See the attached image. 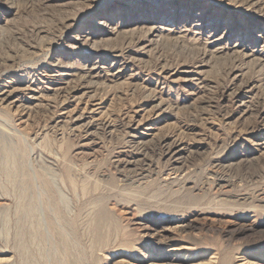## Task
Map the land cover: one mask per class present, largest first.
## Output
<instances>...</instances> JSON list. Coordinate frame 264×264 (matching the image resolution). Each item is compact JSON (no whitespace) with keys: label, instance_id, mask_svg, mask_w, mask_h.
I'll return each mask as SVG.
<instances>
[{"label":"rangeland","instance_id":"374dc122","mask_svg":"<svg viewBox=\"0 0 264 264\" xmlns=\"http://www.w3.org/2000/svg\"><path fill=\"white\" fill-rule=\"evenodd\" d=\"M257 1L0 0V264H264Z\"/></svg>","mask_w":264,"mask_h":264},{"label":"bare ground","instance_id":"6f19581e","mask_svg":"<svg viewBox=\"0 0 264 264\" xmlns=\"http://www.w3.org/2000/svg\"><path fill=\"white\" fill-rule=\"evenodd\" d=\"M243 2H245L247 5H248V7H250V8H256L257 6H258V1L257 0H243ZM100 23V22H99ZM99 25H101V24H99ZM154 30H150L149 32H148V37L149 38H153L154 37ZM84 39H86V38H84ZM78 40V39H77ZM85 41V40H84ZM151 41H152V39H145L144 41H141L139 44H140V46L138 47V50H140V51H142V52H145V49L146 48H148L149 47V44L151 43ZM75 42V41H74ZM83 42V41H82ZM80 44V43H79ZM250 54H252V53H250ZM246 57H248L247 55H245ZM250 56V55H249ZM87 72H89V71H87ZM97 73V72H96ZM95 74V73H94ZM57 75V74H56ZM63 75V74H62ZM108 75V74H107ZM54 76V75H53ZM59 76V75H58ZM90 76H91V74H90ZM59 78V77H58ZM57 78V79H58ZM97 78H98V75H97ZM60 79H62V78H60ZM91 78H88V76L87 75H83V76H79V78H77V80L79 81V83L76 85V86H72L71 88H68V87H56L55 89H53V91H55V94H54V97H55V95H56V97H64V99L62 100V104L63 103H66L67 101H68V99L70 98V97H73L74 96V93H75V91H77V90H79V89H86V90H89L90 88H91V85H89V80H90ZM94 80V79H93ZM57 82H59V81H57ZM63 82V81H62ZM64 83V82H63ZM85 83H87V84H85ZM59 85V84H58ZM61 85V84H60ZM67 86V85H66ZM6 87H4V89H5ZM7 89V88H6ZM239 89V88H238ZM8 90V89H7ZM25 91V90H24ZM237 91L238 90H235L233 93H231V94H229V96H231V98H233L234 96H235V94L237 93ZM8 92V91H7ZM30 92V91H29ZM83 92V91H82ZM10 94V93H9ZM9 94H6V93H4V91H3V89L2 90H0V103H4V102H6L7 100H8V98H9ZM86 94V93H85ZM88 95V94H87ZM229 96H227V97H229ZM84 97V96H83ZM82 98V97H81ZM70 100V99H69ZM66 106V105H65ZM160 106L161 105H159V106H157V109L156 110H160ZM236 107H237V112H240V113H245L246 112V109H247V106H246V102H244V101H240V102H238L237 104H236ZM65 108V107H64ZM64 111V110H63ZM85 113H88V112H85ZM155 113H156V117H157V114H158V112L157 111H155ZM64 114V113H63ZM89 115V114H88ZM85 117H83V115L81 114L80 116H78L77 118H76V121L77 122H79V121H83V119H84ZM91 124V122H86V123H84V124H82V128L83 129H85V131L87 132L88 130H89V125ZM79 127V126H78ZM132 135V134H131ZM132 137H134L135 139L136 138H140L139 137V135H138V133H135V135H133ZM142 141H138L137 143H140V144H142L141 143ZM184 150H185V148L183 147V146H181L180 147V143H176V141L174 140V141H172L169 145H168V148H167V154L169 155V161H179L180 159H182L183 158V154H184ZM102 217H103V214L102 213H98V215H97V218H96V220H97V222H99L101 219H102ZM136 225H137V223H136ZM139 226V225H138ZM187 230H189V224H181V225H179V226H177V227H175V228H173L172 230H170V231H172V233H174V234H178V235H182L183 233H186V231ZM139 232V234H140V237H149V238H156V237H158L157 239H156V242L158 241L159 243H166V242H174V241H176V240H173V239H167V238H163V237H165L166 235H164V234H162L163 233V231H169V230H166V228H155L153 231H151V230H149L148 228H145V226H143V225H141L140 226V228H139V230H138ZM137 233V234H138ZM139 237V238H140ZM141 239V238H140ZM142 240V239H141ZM173 245V244H172ZM174 247H172V249L170 250V249H168V250H166V251H164V253L165 254H167V253H169V252H172V251H174V252H177L179 249L181 250V247H184L185 248V246L186 245H183V244H174L173 245ZM188 246V245H187ZM140 253V264H165V263H163V262H158V261H150L149 263L148 262H146V261H143V259H145L146 257H149V255L146 253V251L145 252H139ZM163 253V254H164ZM212 253V252H211ZM214 254V253H213ZM216 254V253H215ZM213 255L210 259L211 260H213L214 259V262H210L209 261V263H207V264H214V263H216V264H230L228 261H227V263H226V259H217V257H216V255ZM142 259V260H141ZM150 259V258H149ZM152 259V258H151ZM157 259V258H156ZM259 259V258H258ZM158 260H160V259H158ZM182 260H185L184 258H182L181 259V261ZM215 260H217L216 262H215ZM161 261V260H160ZM176 262H178V260H177V258L174 256V257H172V260L171 261H169V263H176Z\"/></svg>","mask_w":264,"mask_h":264},{"label":"snow or ice","instance_id":"6c2138e0","mask_svg":"<svg viewBox=\"0 0 264 264\" xmlns=\"http://www.w3.org/2000/svg\"><path fill=\"white\" fill-rule=\"evenodd\" d=\"M220 7H223V5H220Z\"/></svg>","mask_w":264,"mask_h":264}]
</instances>
